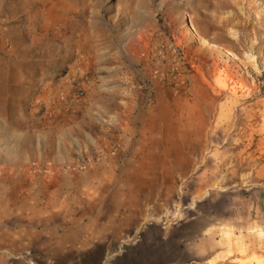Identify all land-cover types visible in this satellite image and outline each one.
I'll list each match as a JSON object with an SVG mask.
<instances>
[{
    "label": "rangeland",
    "instance_id": "obj_1",
    "mask_svg": "<svg viewBox=\"0 0 264 264\" xmlns=\"http://www.w3.org/2000/svg\"><path fill=\"white\" fill-rule=\"evenodd\" d=\"M169 127L188 171L107 219ZM0 264H264V0H0Z\"/></svg>",
    "mask_w": 264,
    "mask_h": 264
},
{
    "label": "crops",
    "instance_id": "obj_2",
    "mask_svg": "<svg viewBox=\"0 0 264 264\" xmlns=\"http://www.w3.org/2000/svg\"><path fill=\"white\" fill-rule=\"evenodd\" d=\"M148 125L149 124H147V127ZM147 127L144 126V129ZM148 128L150 129L152 127ZM154 129L155 128H153V130ZM167 131L168 133H161L158 128L154 133L140 135L138 139L140 143H136L132 148L127 149L128 157L122 161V164H117L116 162L115 165L110 166L101 162L102 167H104L106 171H114L113 168H115L121 173V176L124 177L125 173H129L130 176L127 177V185L132 189V192L129 194L132 196V199L127 200L125 198V192L122 190L124 187L123 183L126 179L124 178L120 179V181L116 180L113 182L114 185L111 186L113 192L110 193L111 202L110 204L108 203L109 206L111 205V210L108 213L107 219L118 220L122 227H124L126 220L140 221L142 216L141 210H136L140 208V202L136 200L137 203H135L133 197L136 195L135 188L140 186L139 182L143 177V184H145V182L149 183L151 179L149 180L148 174H158L161 172L166 174V180L168 179V181H171L172 177L170 176L172 171L174 172V170H172L174 167L179 172L188 171V156L194 155L195 147L198 146L199 142L198 138H193V136L196 137L197 134L193 132L188 133L187 131L175 133L172 131V127H169ZM178 141H180L179 144ZM201 150L203 152L202 144ZM167 173L170 174L167 175ZM157 176H155L154 180H151V183H155V185L158 183L161 177ZM160 201L154 200L153 203H150L151 205L149 207H151V211H149L147 215H151L154 219H158L159 216H162L163 212L164 215L166 214V206L170 203L169 198H164ZM100 204V208L103 209V199ZM153 226L158 227L161 232L163 231L162 233L167 231L166 226ZM218 228H220V226H218Z\"/></svg>",
    "mask_w": 264,
    "mask_h": 264
},
{
    "label": "bare ground",
    "instance_id": "obj_3",
    "mask_svg": "<svg viewBox=\"0 0 264 264\" xmlns=\"http://www.w3.org/2000/svg\"><path fill=\"white\" fill-rule=\"evenodd\" d=\"M201 39V38H200ZM202 40V39H201ZM203 43V42H202Z\"/></svg>",
    "mask_w": 264,
    "mask_h": 264
}]
</instances>
